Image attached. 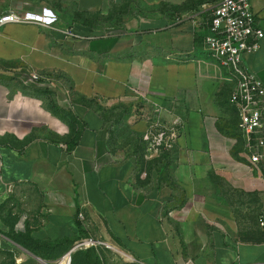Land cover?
Listing matches in <instances>:
<instances>
[{
    "label": "crops",
    "instance_id": "0c3cea01",
    "mask_svg": "<svg viewBox=\"0 0 264 264\" xmlns=\"http://www.w3.org/2000/svg\"><path fill=\"white\" fill-rule=\"evenodd\" d=\"M43 8L52 25L0 27L1 260L264 264V159L194 24L214 3L0 0V16ZM241 64L264 82V38ZM178 117L174 146L148 158L143 133ZM86 238L104 243L72 250Z\"/></svg>",
    "mask_w": 264,
    "mask_h": 264
},
{
    "label": "built area",
    "instance_id": "2783aa9c",
    "mask_svg": "<svg viewBox=\"0 0 264 264\" xmlns=\"http://www.w3.org/2000/svg\"><path fill=\"white\" fill-rule=\"evenodd\" d=\"M214 3L209 17L198 16L194 24L202 31L203 44L209 55L218 65L228 73L227 79L233 82V90L229 100L235 106L239 118V127L242 131L246 150L253 164L264 159V82L251 74L242 66V56L247 52H255L260 48L264 31L258 25L256 13L250 0H207ZM57 14L49 8L41 12H7L0 16V27L8 23H40L52 25L57 21ZM68 36H75L66 30ZM37 79V74L33 75ZM48 83L54 80L46 77ZM157 109L163 107L154 104ZM181 119L178 117L171 125L160 123L152 124L143 135L146 143L148 158L169 150L176 143L181 131ZM79 217H83L82 214ZM264 225V221H260ZM104 242L93 238L77 241L72 250L92 247ZM71 263V256L69 255ZM59 262V261H58ZM58 262L56 264H58ZM183 264H194L187 260Z\"/></svg>",
    "mask_w": 264,
    "mask_h": 264
},
{
    "label": "trees",
    "instance_id": "16d2710c",
    "mask_svg": "<svg viewBox=\"0 0 264 264\" xmlns=\"http://www.w3.org/2000/svg\"><path fill=\"white\" fill-rule=\"evenodd\" d=\"M14 240H15L16 242L20 243L21 245H23V246L26 247L25 242L19 240L18 238H14ZM77 241H78V240H77ZM75 242H76V241L73 242L72 247L74 246ZM8 256H10L11 258L13 257V255H11V254H9ZM9 264H14V261L11 259V261H10Z\"/></svg>",
    "mask_w": 264,
    "mask_h": 264
},
{
    "label": "bare ground",
    "instance_id": "6f19581e",
    "mask_svg": "<svg viewBox=\"0 0 264 264\" xmlns=\"http://www.w3.org/2000/svg\"><path fill=\"white\" fill-rule=\"evenodd\" d=\"M58 264H70L69 255L64 256Z\"/></svg>",
    "mask_w": 264,
    "mask_h": 264
},
{
    "label": "rangeland",
    "instance_id": "374dc122",
    "mask_svg": "<svg viewBox=\"0 0 264 264\" xmlns=\"http://www.w3.org/2000/svg\"><path fill=\"white\" fill-rule=\"evenodd\" d=\"M9 263H10V260L9 259H4V260L2 259L1 260V258H0V264H9ZM56 263H54V264H56Z\"/></svg>",
    "mask_w": 264,
    "mask_h": 264
}]
</instances>
